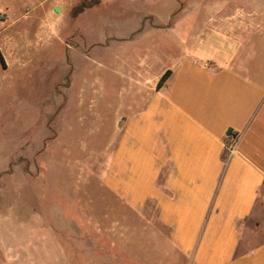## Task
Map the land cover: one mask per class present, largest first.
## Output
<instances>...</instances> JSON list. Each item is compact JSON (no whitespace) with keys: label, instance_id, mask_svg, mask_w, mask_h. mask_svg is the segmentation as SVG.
Masks as SVG:
<instances>
[{"label":"rangeland","instance_id":"rangeland-1","mask_svg":"<svg viewBox=\"0 0 264 264\" xmlns=\"http://www.w3.org/2000/svg\"><path fill=\"white\" fill-rule=\"evenodd\" d=\"M10 1L0 264H188L107 187V169L124 122L179 55L237 63V44H264V0Z\"/></svg>","mask_w":264,"mask_h":264},{"label":"crops","instance_id":"crops-1","mask_svg":"<svg viewBox=\"0 0 264 264\" xmlns=\"http://www.w3.org/2000/svg\"><path fill=\"white\" fill-rule=\"evenodd\" d=\"M168 70L124 122L105 183L184 262L264 264V44Z\"/></svg>","mask_w":264,"mask_h":264},{"label":"trees","instance_id":"trees-1","mask_svg":"<svg viewBox=\"0 0 264 264\" xmlns=\"http://www.w3.org/2000/svg\"><path fill=\"white\" fill-rule=\"evenodd\" d=\"M0 62H1V64H2L3 66H5V58H4V56H3V53H2V51H1V49H0ZM170 75H171V71L168 70V71H166L165 74L160 78V80H159V82H158V85H157V89H158V90L161 89V88L165 85V83H166V81L168 80V78L170 77Z\"/></svg>","mask_w":264,"mask_h":264},{"label":"water","instance_id":"water-1","mask_svg":"<svg viewBox=\"0 0 264 264\" xmlns=\"http://www.w3.org/2000/svg\"><path fill=\"white\" fill-rule=\"evenodd\" d=\"M56 11H58V10H56ZM232 134V131L231 130H229V132H228V135H231Z\"/></svg>","mask_w":264,"mask_h":264},{"label":"built area","instance_id":"built-area-1","mask_svg":"<svg viewBox=\"0 0 264 264\" xmlns=\"http://www.w3.org/2000/svg\"><path fill=\"white\" fill-rule=\"evenodd\" d=\"M3 16H2V14H0V18H2Z\"/></svg>","mask_w":264,"mask_h":264}]
</instances>
